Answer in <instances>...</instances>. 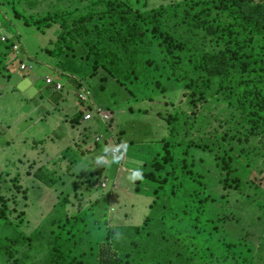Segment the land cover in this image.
Segmentation results:
<instances>
[{"label":"rangeland","instance_id":"374dc122","mask_svg":"<svg viewBox=\"0 0 264 264\" xmlns=\"http://www.w3.org/2000/svg\"><path fill=\"white\" fill-rule=\"evenodd\" d=\"M129 1L134 10L145 13L186 0ZM92 2L22 0L20 8L27 14L43 15L65 6L82 13ZM60 32L58 25L42 32L23 24L12 8L0 0V40L11 36L17 46L2 65L0 62L3 68L0 76V188L10 198V207L14 210L11 219L18 224L19 212H25L21 230L26 235L41 232L37 242L41 246L34 249L37 252L33 254V262H41L45 256V244L55 220L72 216L90 205L96 207L98 203H94L98 200L94 221L101 227L96 229L97 226L90 225L89 232L82 237V249L92 264H98L95 255L101 242L107 241L108 231L113 250L123 254L130 250L133 227L141 226L150 216L157 187L147 184L138 172L151 169L153 157L161 150L157 141L167 136L172 118L186 110L189 115L181 122L182 126H178L182 134L193 132L197 134L192 138L209 137V129L216 125L215 115L220 113L227 118L230 109L217 101L218 97H213L208 99L201 114L192 116V109L182 100L183 92L173 88L169 93L154 96L153 100L142 92L134 97L113 78L103 80L107 75L104 71L92 75V66L84 59L87 51L82 45L75 43L73 50L65 48L61 55H52L51 52L57 51ZM20 65L28 70L20 71ZM47 77L60 83L62 90L55 92L53 86L46 85ZM216 86L213 84V90ZM80 94L86 96L88 104L80 101ZM89 106L108 111L112 117L116 112L113 132H122L123 147L126 146L119 175L122 159L113 155L119 143L114 134L104 133L105 127L96 123L97 119L87 123L82 118L79 124L72 123V118L80 110L88 111ZM100 131L104 137L101 148L95 142ZM107 137L113 138L110 144ZM205 140L211 143L210 139ZM256 144L260 164L250 167V174L244 177L245 181L248 178V185L242 192L223 191L215 163L216 152H199L190 147L184 152L186 167H181L180 171L186 175L189 171L200 173L207 182L205 195L210 197L207 216L200 222L203 234H198L196 251L201 260L192 256L179 264H264V145ZM177 155L181 157V152ZM242 160L237 163V170L244 168ZM42 166L60 178L53 187L34 177ZM112 174L116 179L111 178ZM228 243L234 247L226 246ZM210 248L213 251H209ZM203 249L212 256L208 261L202 259Z\"/></svg>","mask_w":264,"mask_h":264},{"label":"trees","instance_id":"16d2710c","mask_svg":"<svg viewBox=\"0 0 264 264\" xmlns=\"http://www.w3.org/2000/svg\"><path fill=\"white\" fill-rule=\"evenodd\" d=\"M2 1L29 27L45 32L59 26L61 36L52 55H61L65 48L73 50L75 43L82 45L92 75L104 71L103 80L113 78L134 97L142 92L153 100L173 88L183 92L182 100L192 109V116L201 114L213 97L233 110L227 118L215 115L216 125L209 129V137L182 134L181 122L189 115L186 110L172 118L167 136L157 141L161 150L153 157L151 169L141 173L147 184L157 187L154 194L158 198L154 196L150 216L133 227L129 251L115 252L108 231L107 241L101 242L95 255L98 264H179L192 256L201 260L196 251L198 234H203L200 222L207 216L210 196L205 195L207 182L200 173L180 171L185 166L184 152L188 147L216 152L224 192H242L248 185L244 177L250 174V167L260 164L256 142L264 145V0H186L145 13L134 10L129 0H93L82 13L64 6L43 15L27 14L20 8L22 0ZM15 43L11 36L0 40L1 65ZM21 66L20 71L28 70ZM2 71L0 68V76ZM86 111L80 110L72 123L79 124ZM121 133H113L119 142L117 158L124 145ZM112 139L106 138L109 144ZM240 159L245 166L237 170ZM34 177L48 187L60 180L44 166ZM96 207L90 205L55 220L45 256L41 262H33L34 249L41 246L37 245L41 232L26 235L21 230L25 212H19L18 224L11 219L10 198L0 188V264H92L82 249V237L90 225L101 227L94 221ZM206 249L202 259L208 261L212 256Z\"/></svg>","mask_w":264,"mask_h":264},{"label":"built area","instance_id":"2783aa9c","mask_svg":"<svg viewBox=\"0 0 264 264\" xmlns=\"http://www.w3.org/2000/svg\"><path fill=\"white\" fill-rule=\"evenodd\" d=\"M2 40H5V38H2ZM13 48L15 50L17 48V46L14 45ZM24 68H25V65H22L21 69H24ZM45 83L48 86H53L55 92H59L63 88L60 83L54 82V80H52L49 77L46 78ZM78 97L83 104H88V102H87L88 100H87L86 96L80 94ZM96 119L100 124H102L105 127V133H108V135L111 133L113 134V132H112L113 126L111 125V121H112L113 117L108 111L93 107L92 110H88L87 113L85 114V116L83 117V120L87 123H89L91 120L94 121ZM113 136L115 137V135H113ZM103 139H104L103 134L99 133V134H97L95 141L101 143ZM117 148H115L113 150L114 156H117V154H118Z\"/></svg>","mask_w":264,"mask_h":264},{"label":"crops","instance_id":"0c3cea01","mask_svg":"<svg viewBox=\"0 0 264 264\" xmlns=\"http://www.w3.org/2000/svg\"><path fill=\"white\" fill-rule=\"evenodd\" d=\"M96 105H97V104H96ZM113 115H114V116H113V120L111 121V125L114 126V127L116 128V112H114ZM93 122H94V121H92V123H93ZM90 123H91V122H90ZM96 123H98V122H96ZM114 127H113V128H114ZM115 128L113 129V131L116 130ZM104 131H105V130H104ZM113 131H112V132H113ZM100 132H101V131H100ZM98 133H99V132H98ZM101 133H102V132H101ZM104 133H105V132H104ZM113 133L116 134V132H113ZM115 137H116V136H115ZM121 149H122V155H121L120 157H121V159H122V158H123V155L126 153V146H125V147L122 146ZM84 152H85V150H84ZM86 152H88V151H86ZM123 164H124V159H122V162L119 164V167H118L119 169H118V173H117V175H119V170L124 166ZM114 171H116V170H114ZM142 172H144V171L139 170L138 174H140V173H142ZM111 178H112V179H116V175H115V174H112ZM117 181H118V180H116V184H117ZM86 182H88V181H86ZM86 188H87V187H86ZM88 188H89V187H88ZM89 189H90V188H89Z\"/></svg>","mask_w":264,"mask_h":264}]
</instances>
